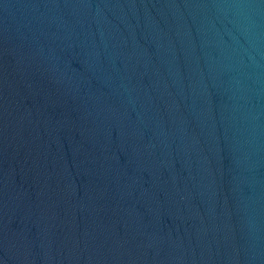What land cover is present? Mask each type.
I'll return each mask as SVG.
<instances>
[{
    "label": "water",
    "instance_id": "1",
    "mask_svg": "<svg viewBox=\"0 0 264 264\" xmlns=\"http://www.w3.org/2000/svg\"><path fill=\"white\" fill-rule=\"evenodd\" d=\"M0 264H264V0H0Z\"/></svg>",
    "mask_w": 264,
    "mask_h": 264
}]
</instances>
